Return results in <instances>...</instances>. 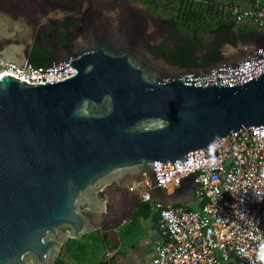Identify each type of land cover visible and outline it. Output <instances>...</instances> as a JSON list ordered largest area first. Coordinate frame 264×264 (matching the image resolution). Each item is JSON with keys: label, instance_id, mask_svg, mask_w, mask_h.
Masks as SVG:
<instances>
[{"label": "water", "instance_id": "water-1", "mask_svg": "<svg viewBox=\"0 0 264 264\" xmlns=\"http://www.w3.org/2000/svg\"><path fill=\"white\" fill-rule=\"evenodd\" d=\"M136 8L144 9L128 1L116 11L91 46L50 57L74 56L71 76L0 75V264H55L69 238L101 227L110 208L101 193L111 184L147 177L153 186L172 175L163 163L177 175L191 151L206 159L195 151L249 127L264 136V72L237 84L194 80L254 57L244 49L251 40L230 42L205 66L180 64L148 48L132 27ZM263 42L259 32L249 45ZM195 177L178 188L193 190ZM166 190L156 187L153 199L163 202Z\"/></svg>", "mask_w": 264, "mask_h": 264}, {"label": "built area", "instance_id": "built-area-1", "mask_svg": "<svg viewBox=\"0 0 264 264\" xmlns=\"http://www.w3.org/2000/svg\"><path fill=\"white\" fill-rule=\"evenodd\" d=\"M230 12L237 22L250 21L264 29V0H256L254 8L234 6ZM255 40L257 36L244 45L254 57L196 75L195 84L218 80L237 84L264 72V42L255 49L249 45ZM74 60L70 56L46 64L19 65L0 58V75L9 73L28 83L64 79L76 73ZM193 76L187 75L189 82ZM197 152L201 156L204 153L206 159L194 158L191 151L188 170L177 175L173 163H163L164 173L172 175L158 184L151 186L147 177L129 183L130 192L137 193L141 202L149 203L158 213L165 236L156 245L152 264H264V136L249 127ZM191 173L196 174V209L153 199L156 187H180Z\"/></svg>", "mask_w": 264, "mask_h": 264}, {"label": "flooded vegetation", "instance_id": "flooded-vegetation-1", "mask_svg": "<svg viewBox=\"0 0 264 264\" xmlns=\"http://www.w3.org/2000/svg\"><path fill=\"white\" fill-rule=\"evenodd\" d=\"M128 1L144 7L135 9L132 27L139 30L148 48L167 60L182 64L177 59L186 53L185 44L190 36L156 12L161 19L155 18L150 14L153 10L138 0H0V58L18 64L31 59L38 64L48 62L52 55L61 57L79 51L81 46H91L105 35L100 28ZM252 30L255 28L240 34L238 29H233L222 50L230 42L242 43L252 39ZM217 38L218 35H211L202 43L210 46ZM192 39L196 44V35ZM199 52L196 49V57H202ZM101 195L104 198L109 195L110 208L103 215L101 227L96 230L100 233L128 217L138 202L136 196L131 195L129 183L115 182Z\"/></svg>", "mask_w": 264, "mask_h": 264}, {"label": "trees", "instance_id": "trees-1", "mask_svg": "<svg viewBox=\"0 0 264 264\" xmlns=\"http://www.w3.org/2000/svg\"><path fill=\"white\" fill-rule=\"evenodd\" d=\"M143 2L147 7L154 12L167 18V21L173 22L181 30L190 36V40L186 41L185 54L177 59L182 64H193L198 66H205L211 62L216 61L221 57L222 46L229 40V33L233 29H238L240 34H244L249 29H254L255 24L245 21L237 22L232 16L230 8L234 6L243 7L236 0H138ZM250 5L245 8H254L256 0H248ZM212 20L209 19V17ZM224 33L221 35V33ZM205 34L210 36L218 35V38L211 41L210 46L203 45ZM196 35V44L193 36ZM246 40H243V43ZM202 57H196V49ZM47 61H41L38 64H46ZM142 211L150 212V204L141 202ZM98 231H92L87 235L92 236L93 244L99 242L104 245L107 242L105 237L99 234ZM95 234V235H94ZM91 248L87 242H82L78 238H69L62 246L60 254L55 264H87V254ZM100 264H103L102 262Z\"/></svg>", "mask_w": 264, "mask_h": 264}, {"label": "crops", "instance_id": "crops-1", "mask_svg": "<svg viewBox=\"0 0 264 264\" xmlns=\"http://www.w3.org/2000/svg\"><path fill=\"white\" fill-rule=\"evenodd\" d=\"M254 28L255 30L251 31L252 39L256 37L259 32L260 35L264 36V29L257 26ZM245 35L249 36L248 33ZM188 186L184 184V187H182L183 189L181 188L182 190L178 187L169 186L165 195L163 194V197H165L164 200H162V203L167 205H180L184 208L191 209L190 204L194 201L197 202V200L194 195V189L192 190ZM132 194L135 195L131 192V195ZM155 198L160 199L158 194L155 195ZM105 201L106 204L109 205V195L106 196ZM134 206L135 204L128 217L124 218L110 229H106L99 233L107 240L105 244L106 253L105 258L103 259V264H152L157 243L165 239L159 226L158 213L155 212L153 208H150L151 210L149 213H145L142 211V208H135ZM107 209L108 208L105 209L104 213ZM126 226L130 227L129 233H132V235H126L125 237L127 238L122 240L121 237L118 236V230ZM133 227L139 229L137 230V234L139 233V235L133 234ZM109 233L112 235H109ZM107 252H111L112 255L107 256ZM73 264L75 263L73 262Z\"/></svg>", "mask_w": 264, "mask_h": 264}, {"label": "rangeland", "instance_id": "rangeland-1", "mask_svg": "<svg viewBox=\"0 0 264 264\" xmlns=\"http://www.w3.org/2000/svg\"><path fill=\"white\" fill-rule=\"evenodd\" d=\"M236 1L239 4H241L243 7H248L249 6V1L248 0H236ZM140 3L143 4L142 1ZM212 18H215V17L214 16L213 17L212 16L209 17L210 20H212ZM248 22H250V21H248ZM203 36H204L205 40H207L210 37L209 34H205ZM229 47H230V44H228L226 46V48H229ZM198 206H199L198 202H195V201L190 204L191 208H197ZM133 228H134L133 234L134 235H139V233L137 234V230H139V229L137 227H133ZM129 229H130V227H128V226L120 228L118 230V236L121 237L122 240L126 239L127 238V237H125L126 235H128V234L132 235V233H129ZM95 234H96V237L97 236L99 237L98 233H95ZM109 235H112V234L109 233ZM115 237H116V235H115ZM135 237H137V236H135ZM78 240L82 241L83 243L87 242V245H89V247L91 248L90 252L87 254V264H100L101 262L103 263V259L105 258V253H106V249H105L103 244H101L100 242L98 244H95V243L93 244L92 236L91 235H87V234L82 236V237H79ZM72 264H73V262H72Z\"/></svg>", "mask_w": 264, "mask_h": 264}]
</instances>
